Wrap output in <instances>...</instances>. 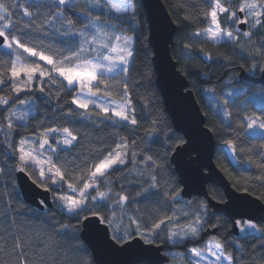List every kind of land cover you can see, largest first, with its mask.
Wrapping results in <instances>:
<instances>
[{
    "label": "snow or ice",
    "instance_id": "6c2138e0",
    "mask_svg": "<svg viewBox=\"0 0 264 264\" xmlns=\"http://www.w3.org/2000/svg\"><path fill=\"white\" fill-rule=\"evenodd\" d=\"M137 3L138 0H47V3L0 0V153L5 161L13 164L12 172L23 173L37 188L51 193L55 207L75 218L73 232L99 234L103 230L95 221L108 229L115 226L111 239L120 244L123 254L130 256L124 264H166V260L171 264H205V261L236 264L235 257L226 252L220 239L204 240L203 247L197 244L206 225L211 223L207 204L201 203L194 209L188 205L176 209L182 202V189L170 186L161 191L156 170L164 169L165 164L153 155H143L140 160L152 172L150 175L140 172L145 178L136 196L144 201L155 198L158 211L150 217V223L128 212L130 196L124 183L116 187L113 177L123 172L129 162L136 164L137 157L142 155L130 151L136 143L134 140L130 145L127 136L119 137L107 148L98 146L97 152H90L80 163L64 158L80 139L69 119L73 116H80L82 120L95 116L98 120L93 123L108 122L120 130L127 125L136 128L140 123L127 83L136 55L135 40L128 32L135 30L131 21L138 18ZM180 9L183 20L190 21L195 15L196 21L203 25L188 35L186 50L191 51L192 44L204 41L225 48L234 44L243 52L240 47L243 38L251 50L240 59L251 57L252 62L242 63L240 67L252 76L260 73L264 77L261 59L264 40L253 43L256 35L264 36V0H199V4H181ZM17 15L20 20L15 19ZM241 25L246 29H241ZM50 29L51 34L61 37L54 45L45 43L44 37ZM223 56L231 62L227 52ZM187 59L191 60L192 55ZM203 59L212 61L213 56L204 52ZM144 76L149 78L147 73ZM206 78L210 77L206 74ZM53 92L55 104L50 106L53 112L64 109L60 104L62 97L65 102L70 98V105L63 111L64 124L41 126L42 121L37 129H31L29 121L35 119L37 101L45 97L52 101ZM244 94L234 88L222 93L223 107L216 104L215 97H210L209 102L216 108L218 118L222 116L225 127L236 133L234 138L224 141L233 163L245 162L246 156L247 165H255L259 170L255 179L264 184V97L251 113L246 109L248 103H255L256 97L248 99L234 116L232 106ZM72 106L81 111L76 112ZM157 123L158 120H153V125ZM154 132L155 129L149 135ZM155 142L153 139L152 143ZM237 156L242 159H235ZM4 171L0 165V173ZM165 184L172 182L165 181ZM46 204V200L40 201L42 207ZM236 223L244 239L264 241V227L250 220ZM122 226L124 233L120 234ZM68 227L61 224L62 230ZM5 232L12 239L11 251L3 243L0 252L15 257L14 264H47L45 250L49 245L46 242H34L31 238L12 235L8 230ZM134 237L148 247L133 246L130 241ZM124 244L129 247L124 249ZM240 247L235 243L236 250ZM260 247L264 249V243ZM27 248H32L33 256L38 259L30 261ZM169 248L182 250L174 252ZM51 259L52 264H58L55 257ZM261 259L264 261V257ZM3 264L10 261L6 259ZM78 264L86 262L81 260Z\"/></svg>",
    "mask_w": 264,
    "mask_h": 264
},
{
    "label": "trees",
    "instance_id": "16d2710c",
    "mask_svg": "<svg viewBox=\"0 0 264 264\" xmlns=\"http://www.w3.org/2000/svg\"><path fill=\"white\" fill-rule=\"evenodd\" d=\"M38 2L47 3V0H38ZM162 2L176 26L173 38L174 44L171 48L172 57L177 62L178 69L189 81L190 88L204 113L205 125L211 130L215 139L213 160L216 167L223 173L234 189L248 192L264 203V184L255 179V176L259 174V170L255 165H247L246 156L243 157L245 162H241L238 165L233 163L231 151L227 148L224 141L234 138L236 133L225 127L224 123H222V116L218 118L216 108L209 102L210 97L219 99L222 91L234 89L236 85H249L250 89H264L262 86L238 79V74L241 70L249 74L240 65L242 63H251V57H246L245 60L240 59V57L246 56V53L251 50V45L242 38L240 47L245 50L242 52L234 44H229L225 48L220 45H214L211 42L201 41L199 44H192L191 51L186 50L184 44L189 43L188 35L203 25L196 21L195 15L190 21L183 20V10L180 9V5L199 4V0H162ZM199 6L203 7L202 4ZM137 8L138 18L131 21L135 25V30L134 32L132 30L128 32L129 35H133L135 40L136 55L131 62L127 83L131 91L136 116L140 123L136 128L127 125L123 130H120L114 128L108 122L93 123L92 121L98 120V117L95 116L91 120H82L80 116H73L69 119L80 139L64 158L80 163L88 157L90 152H97L99 150L98 146L107 148L112 144L113 140L119 137L127 136L130 145L134 140L136 143L131 145L130 151H136L142 155L137 157L136 164L129 162L123 172H117L113 180L117 188H119L120 183H124L127 189V194L130 196L131 201L128 212L134 213L141 220L150 223V217L157 213L158 205L155 202V198L152 201H144L136 196V190L140 187V182L145 178L140 175V172L143 171L146 175H150L152 172V169L145 167V165L140 163V160L143 155H153L158 161L163 160L165 168L156 170L161 191L170 186L180 189L178 178L169 158L174 147L181 144L184 139L181 134L174 131L170 118L165 112L161 95L155 85V72L151 61L152 51L148 43L147 22L139 0ZM15 19L20 20V15H17ZM183 25H187V27ZM124 27L127 28V25L125 24ZM51 31L50 29L49 34L44 39L45 43L54 45L61 37L58 34H51ZM262 40H264V36L256 35L253 43L259 44ZM204 52L211 53L213 60L205 61L203 59ZM226 52L231 57V62L224 58L223 54ZM188 55H192L191 60L187 59ZM261 59L264 60V57ZM145 73L149 74L148 79H145ZM206 74L210 78H206ZM208 89H213V91H208ZM36 95L40 94L36 93ZM248 99L250 98L245 93L235 100L232 106L234 116L244 106V103H247ZM54 104V92L52 101H47L46 97L37 101V107L34 112L35 119L30 118L29 121L31 129H37V126L41 125L42 121L43 125L41 126L50 123L55 125L64 124L63 111L70 105V98L68 102H65L63 97L61 98L60 104L64 105V109L57 108L53 112L50 110V106ZM216 104L218 105L217 102ZM72 107L75 109V106ZM256 108L254 103H248L246 110L251 113ZM75 111L80 112L81 110L75 109ZM240 114L243 115V113ZM153 120H158V123L153 125ZM235 125L236 120L233 119V128H235ZM153 129H155L154 135L150 136L149 133H152ZM153 139H155V143H152ZM235 159L241 160L242 157L237 156ZM129 161H131V156H129ZM0 165L5 169L3 173H0V244L6 243L8 251H11L12 239L5 232V230H8L12 235L31 238L34 242H46L49 245V248L45 250L47 264H52V257L56 258L58 264H78L81 260L85 261L86 264H95L89 249L80 238V231L73 232V226L76 224L75 218L56 208L54 203L52 208L41 210L24 202L16 183V172L11 171L13 164L5 161L2 153H0ZM165 181H171L172 184L166 185ZM208 189L216 201H224V195L220 188L209 184ZM181 200L182 202L175 206L176 209L184 208L185 205L194 209L201 203L206 204L203 198L197 197L189 200L181 198ZM193 201H195V204L191 203ZM96 210L104 211L103 209ZM207 215L211 223L206 225L202 240L197 242L199 246H202L204 240L208 237L214 236L215 239H220L224 243L226 252L232 253L236 264H264L261 259L264 257V249L260 247V244L264 243V241L251 238L244 239V234L240 233L239 235L232 234L230 232L231 221L222 214L213 213L208 206ZM61 224H67L69 227L62 230ZM256 224L258 227H264V221ZM126 225L127 220L125 219L124 226ZM211 225H216L217 227L213 228ZM213 229L216 230L214 233L211 232ZM110 230L113 233L116 228L113 227ZM123 233L124 227L122 226L120 234ZM256 235L259 236L258 233ZM235 243L241 245L239 250L235 249ZM170 249L173 248L168 250ZM26 252L30 261L38 259V256H33L32 248H27ZM6 259L10 261V264H14L15 257H9L6 252H0V264H3Z\"/></svg>",
    "mask_w": 264,
    "mask_h": 264
},
{
    "label": "water",
    "instance_id": "95a60500",
    "mask_svg": "<svg viewBox=\"0 0 264 264\" xmlns=\"http://www.w3.org/2000/svg\"><path fill=\"white\" fill-rule=\"evenodd\" d=\"M139 3L147 22L148 43L155 72L154 82L174 131L184 139L174 147L169 158L182 189L181 198H203L213 213L222 214L231 221L230 232L239 235L236 223L238 220H250L254 223L264 221V203L248 192L234 189L216 167L213 160V133L205 125L204 113L190 88L189 81L172 57L171 48L176 26L162 0H139ZM240 28L244 29L245 25ZM238 79L264 87V77L260 73L252 76L241 70ZM15 178L24 202L41 210L53 207L51 193L37 188L23 173L16 172ZM209 184L222 190L224 201H216L212 197L208 189ZM41 200L47 201L46 206L40 205ZM95 223L103 230L99 234L80 231V238L89 249L94 263L124 264L130 256L123 254L120 244L111 239L110 230L105 225L99 224L98 221ZM215 231L213 229L211 232ZM130 243L133 246L139 244L140 247H148L144 245L143 240L135 237ZM128 247V244H124V249Z\"/></svg>",
    "mask_w": 264,
    "mask_h": 264
},
{
    "label": "rangeland",
    "instance_id": "374dc122",
    "mask_svg": "<svg viewBox=\"0 0 264 264\" xmlns=\"http://www.w3.org/2000/svg\"><path fill=\"white\" fill-rule=\"evenodd\" d=\"M80 2H82V0H80ZM246 29V27L244 28ZM235 89H239L241 90L242 92H245L246 93V96H248V98H252V97H256V101H255V106L258 107L259 106V101L262 97H264V89H250L249 88V85H236L235 86ZM233 89H225V91H222L221 92V96L219 99H216V102L218 103L219 106H224L223 105V99H222V93H226V92H229V91H232ZM220 101V102H219ZM52 198V202H53V196H51ZM186 200V199H185ZM243 221H246V220H243ZM241 221V222H243ZM115 227V226H113ZM239 228V227H238ZM110 230V229H109ZM239 233L242 234L239 230ZM110 235L112 236V232L110 230ZM215 239L214 236H210L208 237L206 240H213ZM200 247H203V244L202 246ZM182 249L180 248H173V249H170V251H181ZM166 264H171V261H168ZM205 264H207V261H205Z\"/></svg>",
    "mask_w": 264,
    "mask_h": 264
},
{
    "label": "flooded vegetation",
    "instance_id": "af4514ba",
    "mask_svg": "<svg viewBox=\"0 0 264 264\" xmlns=\"http://www.w3.org/2000/svg\"><path fill=\"white\" fill-rule=\"evenodd\" d=\"M245 27H246V26H245ZM258 74H259V73H258ZM258 74H257V75H258ZM239 80H243V79H239ZM192 198H193V197H192ZM197 198H198V197H197ZM190 199H191V198H190ZM188 200H189V199H188ZM238 221H243V220H238ZM203 234H204V233H203ZM202 237H203V236H202Z\"/></svg>",
    "mask_w": 264,
    "mask_h": 264
}]
</instances>
